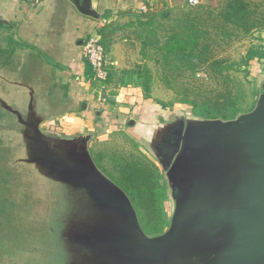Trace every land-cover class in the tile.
<instances>
[{"label":"rangeland","instance_id":"374dc122","mask_svg":"<svg viewBox=\"0 0 264 264\" xmlns=\"http://www.w3.org/2000/svg\"><path fill=\"white\" fill-rule=\"evenodd\" d=\"M185 1H147L145 12L137 9L115 28L106 29L109 34L107 41L103 40L105 56L112 62V66L107 63L109 79L103 89L87 81L78 86L83 89L82 101L93 105V110L100 115L106 112L107 118L110 114L113 117L122 116L119 122L105 124L104 135L97 134L95 130L93 142L90 143L91 138L87 150L97 169L120 189L123 180L134 185L136 193L132 199L122 191L130 200L137 221L148 236L161 234L168 227L171 201L161 167L147 151L151 147L140 144L137 136L145 124L158 123L159 119L169 120L175 115L194 117L191 107L182 102V96H191L194 86L198 87L202 80L207 82L205 90L215 88L211 76H205L202 72L193 77L184 68L173 73L165 69L161 48L170 33L176 30L178 20L189 9L204 7L201 15L206 19L205 29L213 43L207 56L224 59L232 66L227 73L232 82L241 85L240 88L236 85V88L243 95L242 108L246 112L254 107L264 83V70L255 59L249 60L247 56L264 42V27L249 33L233 31L231 38L225 40L222 32L215 30L217 21L213 19L218 2L222 0H197L194 6L187 5ZM245 1L262 3V0ZM50 57L48 54L39 55L32 44L21 43L8 31L0 32V98L5 103L0 105V117L5 115L8 122L17 125L21 118L28 116L29 107L33 108L37 118L51 116L52 112L43 108L42 103L53 84L59 86V100L63 103L66 99L63 90L66 88L61 87L62 75L49 67L47 62H54ZM20 58L22 61H19ZM177 59L174 57L170 60ZM194 80L197 81L196 85ZM28 90L32 91L31 96ZM113 95L117 98L111 102L116 103L122 98L129 101V108L122 102L114 103L110 108L107 97ZM133 97L136 100H131ZM132 102L134 104H130ZM4 108L13 110L7 114ZM129 119L135 121L133 128L128 126ZM54 121H49L48 125L50 123L49 127L55 129ZM57 127L61 133H56L60 136L71 133L67 127L60 124ZM42 128L40 124L41 131H50L48 127ZM17 165L21 170L22 164ZM132 165L139 166L144 175L139 173L137 179H132L127 174ZM28 171L24 177L15 178L9 170L4 167L0 169V252L9 250L10 256L4 264H72L67 260L69 255L65 251L69 244L66 231L62 230L69 224L62 226V216L65 212L66 218L78 212L75 207L72 211L73 206L68 205L65 196H60L56 206H51L45 194L46 185L43 188L35 185L29 180L28 173L31 172ZM23 197L25 202L22 201ZM79 255L82 260L89 261L84 253Z\"/></svg>","mask_w":264,"mask_h":264},{"label":"water","instance_id":"95a60500","mask_svg":"<svg viewBox=\"0 0 264 264\" xmlns=\"http://www.w3.org/2000/svg\"><path fill=\"white\" fill-rule=\"evenodd\" d=\"M69 1L94 17L89 0ZM50 115L37 118L29 107L19 120L21 163L29 180L46 185L51 206L65 196L75 207L65 235L89 260L82 264H122L123 251L132 264H264V83L254 107L233 119L175 115L142 127L137 138L151 147L171 201L168 227L153 238L139 227L122 189L95 166L87 150L92 135L41 131L39 125L57 114ZM167 137L170 147L162 155Z\"/></svg>","mask_w":264,"mask_h":264},{"label":"crops","instance_id":"0c3cea01","mask_svg":"<svg viewBox=\"0 0 264 264\" xmlns=\"http://www.w3.org/2000/svg\"><path fill=\"white\" fill-rule=\"evenodd\" d=\"M147 1L152 0H89L87 7L94 13V17H91L80 13L69 0H42L38 4H32L30 0H0V32L8 31L21 43L32 44L39 55H50L54 62H47L49 67L62 75L60 84L62 88H66L63 96L70 104L51 120H55V129L50 127V131L61 133L57 127L60 124L71 132L62 136L92 135L95 130L98 131L97 134L104 135L107 122L120 121L121 115L113 117L110 114L107 118L106 112L100 115L93 110V105L82 101L83 89L78 86L83 85L89 72V64L83 58L82 43L95 31L101 34L106 33V29L115 28L117 24L124 22L122 19L137 9L145 12ZM108 60L106 59V64L112 66V62ZM112 97L117 98L115 95ZM120 102L129 108V101L122 98L116 103L109 102V106L111 108ZM133 102L130 104H134ZM81 103L86 104L83 110L80 109ZM131 121L133 119H129L128 126L133 128L136 124L134 121L132 126L129 125ZM92 142L93 138L90 143Z\"/></svg>","mask_w":264,"mask_h":264},{"label":"trees","instance_id":"16d2710c","mask_svg":"<svg viewBox=\"0 0 264 264\" xmlns=\"http://www.w3.org/2000/svg\"><path fill=\"white\" fill-rule=\"evenodd\" d=\"M204 7H195L182 15L178 20L176 30L170 33L166 41L162 45L164 59L162 61L165 69L173 73L174 71L184 68L188 70L194 77L198 72H202L205 76L212 78L215 88L205 90L206 80H202L200 85L194 86L192 95L184 94L182 102L191 107L194 117L203 119H222L230 120L240 113H246L242 108L243 95L238 91L240 83L235 84L229 79L227 71L232 67L227 64L226 60L216 59L207 56L209 47L212 42L208 39L206 27V19L201 15ZM264 0L259 4L250 3L245 0H222L218 2V10L214 14V21H217L215 30H220L225 40H229L233 35V31L249 33L253 30L264 27ZM212 20V19H211ZM221 28V29H220ZM101 44L105 46L103 40L108 38L107 33H98ZM248 59L259 61L263 55L259 49L253 50L248 54ZM177 57V61L170 59ZM173 62L170 64V62ZM184 62V63H182ZM89 66V65H88ZM91 69L86 75V80L91 76ZM109 69L107 80L109 79ZM194 85L197 81L194 80ZM208 82H210L208 80ZM231 85V86H230ZM238 85V88H236ZM236 91V92H235ZM142 173L139 166H130L128 175L133 179L138 178V174ZM123 180V179H122ZM134 186V185H133ZM130 182L124 181L120 187L128 196L133 197L136 193Z\"/></svg>","mask_w":264,"mask_h":264},{"label":"flooded vegetation","instance_id":"af4514ba","mask_svg":"<svg viewBox=\"0 0 264 264\" xmlns=\"http://www.w3.org/2000/svg\"><path fill=\"white\" fill-rule=\"evenodd\" d=\"M19 61H22V59L20 58ZM57 86H58L57 84L52 85L53 90L51 89L49 91V93L46 95L47 99H45V101L42 103L43 108H45L46 110H49V112H52V114L53 112H56V111L60 112L61 110H64L70 104L69 100L67 99L63 103L60 102L59 92L61 91L58 90L59 86L58 87ZM28 93H30L29 94L30 96L32 95L31 90H28ZM48 100H49V104H47ZM0 105H5V103L1 100V98H0ZM4 110H5V113L8 114L9 110H13V108H4ZM9 114L11 113L9 112ZM158 121L160 122L161 120L159 119ZM41 126H43L42 129H46L48 127V130H50L48 123H42ZM21 129L22 127H20L18 124L13 125V123L8 122L7 119L5 118V115L0 117V169L4 167L5 169L9 170L10 172H12L15 178H19L20 176L24 177L25 175L24 169H27L24 165H22V169L20 170L19 166L17 165V163L21 165L22 164L21 161L24 159L23 158L24 154L22 152V144H23L24 139L21 138ZM146 130L147 128L145 129V131ZM162 144L163 143H161L160 145ZM169 147H170V142L167 137L164 140V145H162V155L168 154ZM22 201L25 202V197H23ZM27 201H29L28 198H27ZM65 206H66V203H65ZM129 214L130 212L126 211V209L124 208L123 215H129ZM65 218H66V212L62 216V221L64 220L65 222L66 220ZM62 226H64V224ZM63 229L64 231L67 230L66 227L62 228V230ZM143 233L145 234V236L150 237V238L159 237L163 234L161 233L155 236H148L144 231ZM65 237L66 239H68L66 235ZM123 238L124 240L128 241L130 240L131 236L130 234H127L126 231L124 230ZM68 244L70 248L72 244L71 243H68ZM69 248L67 251H65L69 255V257L67 258L68 262H71L72 264H82L83 260L81 256L76 254L74 249H71V248L69 249ZM8 253H9V250H7L6 252L5 250H2V252H0V264H4V262L8 260V257H10ZM130 257L131 255L123 251V256L121 257L122 264H132L130 263Z\"/></svg>","mask_w":264,"mask_h":264},{"label":"built area","instance_id":"2783aa9c","mask_svg":"<svg viewBox=\"0 0 264 264\" xmlns=\"http://www.w3.org/2000/svg\"><path fill=\"white\" fill-rule=\"evenodd\" d=\"M42 0H30L32 4H38ZM189 6L197 4V0H186ZM263 57L258 61L259 66L264 70V42L259 47ZM83 58L89 64L91 76L87 78V83L97 84L100 88L105 87L108 67L106 64L105 48L101 44V39L97 31L91 33L82 43Z\"/></svg>","mask_w":264,"mask_h":264}]
</instances>
